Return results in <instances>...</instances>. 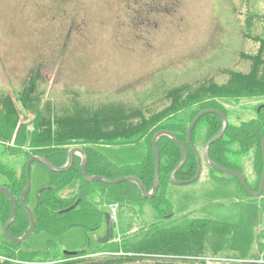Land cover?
<instances>
[{"label":"rangeland","instance_id":"374dc122","mask_svg":"<svg viewBox=\"0 0 264 264\" xmlns=\"http://www.w3.org/2000/svg\"><path fill=\"white\" fill-rule=\"evenodd\" d=\"M236 1L0 0V94L16 99L33 70L44 81L39 91L51 93L60 101H124L136 105L149 103L171 87L214 78L222 70L246 73L249 66L241 62L240 54L250 50V43L241 36L242 22L233 12ZM253 3L256 10H264V0ZM215 79L219 83L224 80ZM221 105L228 124L240 126L256 118L255 108L264 105V98L226 100ZM189 114L183 112L177 118L186 124ZM32 130L28 126L26 133ZM205 134L206 123L202 120L193 140L200 155ZM98 150L111 163L123 167L142 164L146 146L138 142L101 146ZM254 152L229 156L233 171L251 189L256 188L258 178ZM25 163L23 155L9 154L0 145V165L5 169L18 172ZM226 179L201 162L197 181L186 185L167 183L164 196L171 214L160 220L147 203L120 205L118 229L122 238L133 230L128 238L135 241L138 232L154 222L170 228L205 219L253 229L263 249L264 190L254 197L241 188L239 181ZM48 182V172L33 163L25 203L32 212L37 191ZM77 189L74 181L55 195L72 200ZM105 234L104 226L95 231L74 227L54 238L38 230L20 248L39 253L38 257L62 260L67 252L107 250L109 244L99 247ZM50 239L55 241L54 246L49 245ZM3 241L0 225V244ZM257 254L254 246L250 258H257Z\"/></svg>","mask_w":264,"mask_h":264},{"label":"trees","instance_id":"16d2710c","mask_svg":"<svg viewBox=\"0 0 264 264\" xmlns=\"http://www.w3.org/2000/svg\"><path fill=\"white\" fill-rule=\"evenodd\" d=\"M236 2L238 4H233V12L242 22L241 36L250 43V50L240 54L241 62L249 66L246 73L222 70L214 78L171 87L156 95L149 103L133 105L124 101L102 100L91 104L78 103L72 99L69 102L60 101L55 96L51 97V93L39 91L44 84L43 78L38 71L31 70L16 99L8 94H0V145L9 154L23 155L25 162L36 156L54 168L64 167L68 152L72 148H79L86 156L85 172L88 177L98 176L107 180L135 177L150 193L155 181L152 142L156 133L165 131L172 133L187 151L186 161L176 173L175 181L191 179L196 174L197 165L187 143L186 132L193 118L205 110L219 111L226 116L222 101L264 98V10H256L252 0ZM220 77L224 80L219 83L215 78ZM183 112H190L186 124L183 119L177 118ZM255 112L256 118L247 123L240 126L228 124L222 138L213 143L207 152L213 164L233 171L229 156L254 150L258 174L256 188H250L254 192L258 191L263 166L260 145L264 134V105H258ZM202 120L206 123V143L219 133L222 120L213 114L205 115L199 121ZM28 126H32L33 130L26 133ZM196 126L190 136L192 143ZM138 142L146 146L145 158L140 165L118 167L98 150L101 146H123ZM156 146L160 157V183L152 199H145L134 182L111 185L86 182L81 173L83 159L79 155L73 156L71 166L63 172H53L38 164L48 172L49 182L36 194L34 232L41 230L54 238L74 227L85 231L98 230L106 216L103 207L109 204L132 207L147 203L153 208L156 220L171 214L164 188L182 159V151L167 135L159 136ZM228 178L227 181L234 179ZM74 181H77L78 189L72 200L56 197L58 190ZM25 185V164L18 172L0 165V187L18 198ZM26 198L27 195L25 201ZM11 209L9 198L0 194V225L4 226L8 222ZM29 224L28 214L18 206L15 221L8 228L9 236L15 239L22 237L28 231ZM127 238L121 244L110 240L99 247L109 244L104 251L122 250L135 254L134 257L85 258L87 253L81 251L64 255L63 261L53 264H218L202 258L247 259L254 246L256 250H262L253 229L205 219H194L184 226L170 228L154 222L139 232L135 241ZM54 242L53 239L48 240L51 246H54ZM38 256L39 253L23 251L19 245L6 239L0 244V264H17L13 260L30 264L53 262Z\"/></svg>","mask_w":264,"mask_h":264},{"label":"water","instance_id":"95a60500","mask_svg":"<svg viewBox=\"0 0 264 264\" xmlns=\"http://www.w3.org/2000/svg\"><path fill=\"white\" fill-rule=\"evenodd\" d=\"M208 114H213V115H216V116L220 117L221 120H222V127H221V130L219 131V133L216 136H214L213 138H211L210 140H208L205 143L203 151H202V155H200L198 153L197 149L194 147L193 143L191 142L190 136H191V132L194 129V127L196 126L197 122L203 116L208 115ZM227 126H228V122H227V119L225 118V116L221 112L215 111V110L202 111V112L198 113L193 118V120L191 121V123L189 124V126L187 128L186 138H187V143H188L190 149L192 150V152H193V154L195 156L197 169H196V174L191 179L186 180V181H175V178H174L176 173L182 168V166L184 165V163L186 161L187 151H186L185 147L183 146V144H181L179 141L176 140L175 136L172 133L165 132V131H160V132L156 133L154 138H153V142H152L153 150H154V161H155V176H154V178H155L154 180L155 181H154V187L152 188L150 193H147V191L145 190V188L142 185V183L135 177H124V178H119V179H116V180H107L105 178L98 177V176L88 177L86 172H85L86 156H85L84 152L81 149H79V148H73V149H71L68 152L67 164L64 167H62V168H54V167L51 166V164L49 162H47L44 159H41L39 157H30L28 159V161L26 162V165H25L26 186L23 189V191L21 192L18 200L15 197H13L9 193V191L7 189L0 188V193H3L5 195H7V197L10 199V201L12 203L11 216H10L9 221L3 227V235L10 243H13V244H16V245H21L34 232V229H35V218H34V215H33L32 211L24 203V197L26 196V194L29 192V189H30V168H31V165L33 163L40 164V165L44 166L45 168H47L48 170L53 171V172H63V171H66L71 166L73 156L75 154H80L82 156V158H83V160L81 162V173H82V176H83V178H84V180L86 182H88V183L102 182V183H105L107 185L118 184V183L127 182V181L134 182V183H136L139 186V188L141 190V193H142V195H143V197L145 199H152L156 195L157 190L159 188V183H160V181H159L160 157H159V153H158L157 146H156V140L161 135L169 136L173 140V142L180 147V149L182 151V159H181L180 163L178 164V166L172 171V173L170 175V178H169L170 184H173V185H186V184H191V183L197 181L198 178H199L200 172H201V161H203L206 164V166H208L210 169H213V170H215V171H217V172H219V173H221V174H223V175H225L227 177L237 179L241 183V186L251 196L259 197V196L262 195L263 190H264V134L262 136L261 145H260L261 146V155H262V165L263 166H262V173H261L260 182H259V189H258L257 192H253V191L250 190V188L245 184V181L243 180V178L240 176L239 173H237L235 171L228 170V169H224L222 167H219V166L213 164L209 160V158L207 156V152H208L209 147L213 143L218 141L220 138H222ZM17 205H20L22 208H24V210L27 211V213L30 216L29 229L19 239H15V238L9 236L8 232H7L8 227L11 224H13L14 221H15ZM75 205L72 206L70 209H73L75 207ZM105 226H106V234L100 240V242H99L100 244H104L107 241H109L110 238L113 235V226H112V224H111V222H110V220H109V218L107 216L105 217ZM64 254L65 255H74L76 253H68L67 252V253H64Z\"/></svg>","mask_w":264,"mask_h":264},{"label":"built area","instance_id":"2783aa9c","mask_svg":"<svg viewBox=\"0 0 264 264\" xmlns=\"http://www.w3.org/2000/svg\"><path fill=\"white\" fill-rule=\"evenodd\" d=\"M108 213L110 216V219L113 223H117V211H116V206L115 205H110L108 207ZM116 242H120V237L118 236L116 239ZM95 256H118V257H132L133 254L131 253H125L123 251H119L117 253H112V252H105L102 254H98ZM95 256H89V257H95ZM214 261L216 262H222V263H246V264H264V251L261 253L260 257L256 260H238V259H226V258H221V259H215Z\"/></svg>","mask_w":264,"mask_h":264},{"label":"flooded vegetation","instance_id":"af4514ba","mask_svg":"<svg viewBox=\"0 0 264 264\" xmlns=\"http://www.w3.org/2000/svg\"><path fill=\"white\" fill-rule=\"evenodd\" d=\"M259 106H260V105H259ZM4 195H5V194H4ZM6 196H7V195H6ZM26 199H27V198H26ZM24 200H25V199H24ZM25 203H26V201H25ZM10 226H11V225H10ZM10 226H9V227H10ZM3 227H4V226H2V233H3ZM9 227H8V228H9ZM7 232H8V229H7ZM3 238L5 239L4 235H3Z\"/></svg>","mask_w":264,"mask_h":264}]
</instances>
